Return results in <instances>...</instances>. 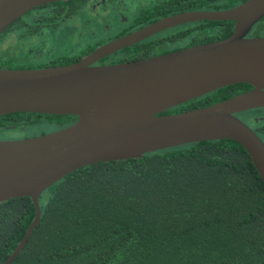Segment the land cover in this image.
Segmentation results:
<instances>
[{
    "label": "trees",
    "instance_id": "obj_1",
    "mask_svg": "<svg viewBox=\"0 0 264 264\" xmlns=\"http://www.w3.org/2000/svg\"><path fill=\"white\" fill-rule=\"evenodd\" d=\"M69 1L47 2L44 9L60 12ZM174 2L170 0L169 10L154 5L155 17L173 12ZM233 25L230 19H202L169 35L183 36L182 46H187L226 37ZM12 26L17 28L18 53L0 47V67H42L74 60L64 56L35 62L25 55L19 18L0 34V44ZM247 35H264V16ZM151 42L149 38L128 48L146 55L153 53L145 49ZM251 86L227 84L161 113L203 106ZM235 114L264 141V106ZM76 119L75 114L14 111L0 115V128L28 127L31 131L21 135L26 137ZM39 204V221L9 264H264V181L244 147L230 138L82 165L47 186ZM34 211L29 195L0 201V262L19 242Z\"/></svg>",
    "mask_w": 264,
    "mask_h": 264
},
{
    "label": "water",
    "instance_id": "obj_2",
    "mask_svg": "<svg viewBox=\"0 0 264 264\" xmlns=\"http://www.w3.org/2000/svg\"><path fill=\"white\" fill-rule=\"evenodd\" d=\"M51 1L0 0V34L25 11ZM263 16L264 0L187 10L105 42L73 62L0 67V115L34 111L77 116L72 123L44 133L0 139V201L29 195L35 208L23 236L0 264L14 259L39 221L40 193L82 165L230 138L244 147L264 181V141L235 114L264 106V35H247ZM202 18L234 20L233 30L223 38L134 60L91 63L157 30ZM235 82L252 86L203 106L161 113Z\"/></svg>",
    "mask_w": 264,
    "mask_h": 264
},
{
    "label": "flooded vegetation",
    "instance_id": "obj_3",
    "mask_svg": "<svg viewBox=\"0 0 264 264\" xmlns=\"http://www.w3.org/2000/svg\"><path fill=\"white\" fill-rule=\"evenodd\" d=\"M242 1L244 0H175L172 5V7L175 9L173 12H168L157 17H155V11L153 10L154 5H162L166 10H169L170 0H70L67 6L60 12L45 11V3H42L25 11L18 17L19 25L22 29L20 33L25 31L21 37V45L24 46L25 55H29L30 58L35 62L53 59L54 57L59 60V57L62 59L64 56H68V58H74L73 61H76L88 55L92 50L101 44L125 35L162 17L187 10L225 9L232 7ZM72 18H78L79 22L72 28L73 39L69 41L68 46L64 45L65 47L63 46V48L59 49V52H57L54 49L58 48L56 45L59 44L50 46L47 45L46 41L44 40H41L42 42L37 40L38 44H33L35 36L37 38L38 36L42 35L41 33L54 31V29L57 28V26L59 27L61 23ZM202 19L185 21L162 28L130 45L123 46L113 52L97 58L91 63L107 64L129 61L142 58V56L146 57L153 54L168 52L161 50L177 45L182 46L186 40L183 39V36L181 35L175 36L174 33L173 37L171 38L169 35L170 32L178 27L185 26L188 22ZM16 20L17 18L12 22V24ZM90 23H98L99 29L102 30L103 33L101 37L88 40V36L95 33V30L91 28ZM8 26L10 27L11 23ZM85 28L87 31H85ZM16 30L17 28L12 26L10 30H8L6 37L8 38L9 36L13 35L16 40ZM26 38H31L32 43L24 42L23 40ZM149 38H152L153 42L145 45V49L152 50L153 53H146V55H143V53H134L130 50L131 48H128L136 43L145 42L149 40ZM183 47L185 46H182L181 48ZM140 55L142 56L140 57Z\"/></svg>",
    "mask_w": 264,
    "mask_h": 264
},
{
    "label": "rangeland",
    "instance_id": "obj_4",
    "mask_svg": "<svg viewBox=\"0 0 264 264\" xmlns=\"http://www.w3.org/2000/svg\"><path fill=\"white\" fill-rule=\"evenodd\" d=\"M78 22H79L78 18L68 19V20L64 21L63 23H61L59 25V27L57 26V28H55L54 31L41 33L42 35L38 36L37 38L35 36L34 37L35 40H34L33 44L34 43L38 44L37 40H39V42H42L41 40H44V41H46V44L50 45V46H54V44L55 45L59 44V45H56V47H58V48L54 49L55 51L59 52L58 51L59 49H62L64 45L68 46L69 41L73 39V35H72L73 29L72 28L75 24H78ZM90 26H91V28H93L95 30V33L90 34L88 36V40L89 39L93 40L94 38H99L103 35L102 30L99 29L98 23H94V24L90 23ZM85 31H87L86 28H85ZM31 40H32L31 38H29V39L26 38L23 41L26 43H32ZM17 41H18V39L16 40V42ZM14 42H15V38L13 35L9 36L8 38L5 37L4 40L2 41V43L0 44V47L2 49H8L9 47H10V49H12V48H14V46L17 47L16 42H15V44H14ZM33 44H29V45H33ZM12 52L18 53V48L12 49ZM30 131H31L30 128H28V127L24 128V126H22V127L20 126L19 128L12 126L11 129H9V130H5V129L2 130V128H0V139L6 138V135L11 136V137H21L22 134L29 133ZM11 137H8V138H11Z\"/></svg>",
    "mask_w": 264,
    "mask_h": 264
}]
</instances>
